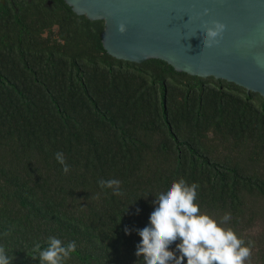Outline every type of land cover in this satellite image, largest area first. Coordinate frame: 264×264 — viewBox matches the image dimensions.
Instances as JSON below:
<instances>
[{
	"label": "trees",
	"instance_id": "obj_1",
	"mask_svg": "<svg viewBox=\"0 0 264 264\" xmlns=\"http://www.w3.org/2000/svg\"><path fill=\"white\" fill-rule=\"evenodd\" d=\"M51 1H0V245L12 264H39L33 245L48 236L76 242L65 264H142L135 228L178 178L199 184L202 211L230 212L254 242L250 264H264V98L117 59L102 20Z\"/></svg>",
	"mask_w": 264,
	"mask_h": 264
},
{
	"label": "water",
	"instance_id": "obj_2",
	"mask_svg": "<svg viewBox=\"0 0 264 264\" xmlns=\"http://www.w3.org/2000/svg\"><path fill=\"white\" fill-rule=\"evenodd\" d=\"M63 1L75 14L104 22L102 46L117 59H159L177 72L222 79L264 98V0ZM213 21L225 30L218 43L203 47V28Z\"/></svg>",
	"mask_w": 264,
	"mask_h": 264
},
{
	"label": "clouds",
	"instance_id": "obj_3",
	"mask_svg": "<svg viewBox=\"0 0 264 264\" xmlns=\"http://www.w3.org/2000/svg\"><path fill=\"white\" fill-rule=\"evenodd\" d=\"M201 11L207 12V8ZM224 30L225 25L218 21L203 28V47L218 43ZM54 156L62 171L69 172L63 152ZM98 184L115 186L113 194H121V181L117 179H101ZM198 189V183L178 178L152 193L148 218L135 228L139 236L134 240V252H142V264H250L254 242L245 241L228 226L230 212L216 218L202 211L197 202ZM124 232L130 234L128 228ZM76 247L75 241L65 243L57 236H48L44 245H33L32 250L38 255L32 258L39 264H65ZM13 259L0 245V264H12Z\"/></svg>",
	"mask_w": 264,
	"mask_h": 264
},
{
	"label": "flooded vegetation",
	"instance_id": "obj_4",
	"mask_svg": "<svg viewBox=\"0 0 264 264\" xmlns=\"http://www.w3.org/2000/svg\"><path fill=\"white\" fill-rule=\"evenodd\" d=\"M49 3L51 4V3H52V1H51V0H47V4H49ZM50 4H49V5H50Z\"/></svg>",
	"mask_w": 264,
	"mask_h": 264
}]
</instances>
